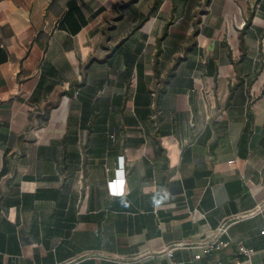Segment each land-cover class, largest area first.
Here are the masks:
<instances>
[{
  "label": "crops",
  "instance_id": "obj_1",
  "mask_svg": "<svg viewBox=\"0 0 264 264\" xmlns=\"http://www.w3.org/2000/svg\"><path fill=\"white\" fill-rule=\"evenodd\" d=\"M258 207L264 0H0V264L259 263Z\"/></svg>",
  "mask_w": 264,
  "mask_h": 264
},
{
  "label": "built area",
  "instance_id": "obj_2",
  "mask_svg": "<svg viewBox=\"0 0 264 264\" xmlns=\"http://www.w3.org/2000/svg\"><path fill=\"white\" fill-rule=\"evenodd\" d=\"M115 181H116V179H115ZM263 211H264L263 207H258L257 210L254 213L251 214V216L255 215V214L262 213ZM227 229H228V224H224V225L220 226L218 228V235H220V236L225 235L227 233ZM261 234L264 235V231H262ZM230 243H231V241L229 239L218 238V239H216L213 242L206 243L203 246V248H202V254L206 255V254H209L211 252L221 251L223 249H226L230 245ZM171 251H172V249H170L168 251V254H170ZM250 254H251V251L249 249L245 248L242 245H238V247H237V256L249 257ZM200 257H201V255H197L195 258L199 259ZM232 264H264V261L263 262H259V263H253L250 260L242 261L239 257H236V258H234Z\"/></svg>",
  "mask_w": 264,
  "mask_h": 264
}]
</instances>
